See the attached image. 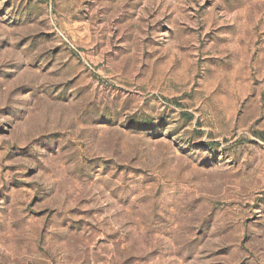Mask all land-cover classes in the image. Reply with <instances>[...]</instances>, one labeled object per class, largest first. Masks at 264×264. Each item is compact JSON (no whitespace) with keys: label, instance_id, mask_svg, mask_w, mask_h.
I'll return each mask as SVG.
<instances>
[{"label":"rangeland","instance_id":"rangeland-1","mask_svg":"<svg viewBox=\"0 0 264 264\" xmlns=\"http://www.w3.org/2000/svg\"><path fill=\"white\" fill-rule=\"evenodd\" d=\"M0 264H264V0H0Z\"/></svg>","mask_w":264,"mask_h":264}]
</instances>
